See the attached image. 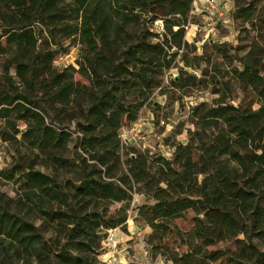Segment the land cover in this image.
I'll use <instances>...</instances> for the list:
<instances>
[{"label":"trees","instance_id":"1","mask_svg":"<svg viewBox=\"0 0 264 264\" xmlns=\"http://www.w3.org/2000/svg\"><path fill=\"white\" fill-rule=\"evenodd\" d=\"M192 2L0 0V137L20 136L43 155V165L71 174L59 180L17 163L5 175H18L21 198L14 203L27 207L37 198V210L60 223L64 240L49 247L33 222L0 199V264H105L106 230L124 227L127 218L126 206L110 211L107 203L130 201L136 184L153 203L138 206L135 220L151 228L146 243L165 264H264V42L251 43L256 56L234 72L243 91L238 104L229 103L227 80L214 90L212 105H192L193 137L173 147L172 160L158 157L157 174L132 148L126 168L121 160L119 133L161 87L176 54L168 52L183 44ZM251 5L235 13L233 0L232 19L251 20ZM134 25L140 30L132 32ZM73 43L80 45L76 67L56 69L55 56ZM69 122L77 144L66 158ZM177 218L192 227L181 230L172 223ZM224 241L234 247L208 249Z\"/></svg>","mask_w":264,"mask_h":264},{"label":"rangeland","instance_id":"2","mask_svg":"<svg viewBox=\"0 0 264 264\" xmlns=\"http://www.w3.org/2000/svg\"><path fill=\"white\" fill-rule=\"evenodd\" d=\"M220 2L221 4L226 2V7L228 6V8L233 4V0H220ZM234 2L236 4L235 13L239 8H245L247 3H252L251 20L244 22L241 19H236L234 21L232 19V11H229L225 14V19L229 20V22L223 23L218 20L214 35L208 36L204 41L202 40L203 33H198L195 38L191 39L190 33L193 30V26L190 25L198 23L200 15L195 14V12H188L183 44L179 50L173 47L168 52H176L175 57L171 61L169 69L164 72L161 87L153 91L145 104L146 107L141 116L148 130V141L145 144L122 146L121 160L125 168L127 167L130 153L134 149L136 153L147 156L148 171L151 174H157L161 167V163L157 161L158 157L165 156V160H172L174 157L173 147L180 142L189 141L193 137L196 126L190 116V112L194 104L206 103L208 106L212 105L214 99L218 96L214 93V90L220 88L222 82L232 81V99L229 100V103L237 105L243 97V91L239 84L233 82L234 72L235 70H241L243 61L251 63L253 57L256 56L255 50L249 52V45L251 43L260 45L264 42V0H234ZM150 14L152 13H144V16L148 18L151 16ZM169 17L171 16L166 18ZM131 28L132 32H137L140 30V25H134ZM211 32L210 34L212 35ZM198 41L199 43H197ZM51 47L53 48L54 46ZM79 49L80 45L78 44L69 45L66 51L59 52L55 56L53 66L58 70L69 65L76 67L75 60L79 55ZM250 54L252 57L249 56ZM1 72L2 68L0 66ZM10 72L13 74V69H10ZM261 75L264 76V67ZM176 78H179L178 87L171 85V81ZM249 93L252 95V92L249 91ZM258 106L257 102L252 105L253 109H257ZM1 126L2 122L0 121ZM19 126L20 130L25 127L23 124ZM68 127L73 133L64 156L71 158L76 151L77 136L74 133V123L69 122ZM17 138V141H4L0 137V148L3 151V160L6 163L5 167L0 169V199L8 202L14 212L33 222L39 228L49 247H58V244L64 240L63 233L59 227L60 223L49 221L47 217L37 210V198H34V201H28L27 207L14 203L21 198L18 175H15L11 180L6 179L5 175L9 174L17 163L29 164L35 170L54 175L59 180L71 178V174L66 170L46 167L41 163L43 155H37L36 150L32 151L28 144L20 139V136ZM160 186H164V184L161 183ZM131 194L132 199L130 201L107 203V207L108 210L113 211L121 206H126L127 218L125 225L124 227L119 226L115 232L121 231V233H125L128 225H130L131 230H134L135 228L132 227L133 223L141 234L134 235L126 243H130L128 245L131 246L133 252H136L143 245L142 242H146V238L152 232L149 226H142L135 220L137 208L142 204H152L153 199L151 192L146 191L141 184L133 185ZM172 223L183 231H187L192 227V222L186 218H177ZM122 237L125 239V236ZM233 247V241H224L214 246H209L208 249H232ZM150 251L149 264H165L166 258L161 252L154 249ZM133 252L130 253L133 254ZM4 264L23 263L16 260H7ZM28 264H49V261L45 259L42 261L32 260Z\"/></svg>","mask_w":264,"mask_h":264},{"label":"built area","instance_id":"3","mask_svg":"<svg viewBox=\"0 0 264 264\" xmlns=\"http://www.w3.org/2000/svg\"><path fill=\"white\" fill-rule=\"evenodd\" d=\"M232 10L233 4L228 8V6L226 7V2L221 4L220 0H193L190 12H195V14L200 15V21L190 25L193 26V31L190 35L191 39L195 38L198 33H203V41L208 38V36H213L217 21L221 20L223 23L229 22V20L225 19V14ZM154 26L155 30L160 32L162 30V21H155ZM197 43H199V41ZM161 124H163V122H161ZM119 138L122 145L145 144L148 141V130L142 118L140 117L135 123L122 128L119 133ZM5 164L3 160V151L0 148V169L4 168ZM115 230L116 229L113 228L106 230V237L102 241V252L100 253L101 261L105 264H149L151 251L149 245L145 241L142 242L143 245H141L138 251L130 254V258H126L124 262H119L117 258L118 254L128 250L131 246L126 242L124 244L118 240L114 233Z\"/></svg>","mask_w":264,"mask_h":264},{"label":"crops","instance_id":"4","mask_svg":"<svg viewBox=\"0 0 264 264\" xmlns=\"http://www.w3.org/2000/svg\"><path fill=\"white\" fill-rule=\"evenodd\" d=\"M191 34H192V32L190 33V35ZM132 227H134L135 229L131 230L130 229V225H128L127 228H126L125 233H121V231H119V230H118L119 231L118 233L114 232L115 236L117 237L118 240H120L121 242H123L125 244V242L129 241V239H132L134 237V235H140L141 234V232L137 229L136 226H134L133 223H132ZM115 231H117V229ZM121 235L125 236V239ZM128 244H130V243H128ZM130 252H133L132 248H128V250L120 252L118 254V256H117L118 261L119 262H124L126 260V258L127 259L130 258V254H131ZM161 264H163V263H161Z\"/></svg>","mask_w":264,"mask_h":264}]
</instances>
